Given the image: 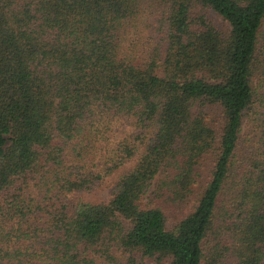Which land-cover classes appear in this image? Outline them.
I'll return each instance as SVG.
<instances>
[{"label":"trees","instance_id":"1","mask_svg":"<svg viewBox=\"0 0 264 264\" xmlns=\"http://www.w3.org/2000/svg\"><path fill=\"white\" fill-rule=\"evenodd\" d=\"M0 264H264V0H0Z\"/></svg>","mask_w":264,"mask_h":264},{"label":"rangeland","instance_id":"2","mask_svg":"<svg viewBox=\"0 0 264 264\" xmlns=\"http://www.w3.org/2000/svg\"><path fill=\"white\" fill-rule=\"evenodd\" d=\"M89 197L94 201L100 200V199H105L106 198V192L105 191H97L95 194L89 195Z\"/></svg>","mask_w":264,"mask_h":264}]
</instances>
